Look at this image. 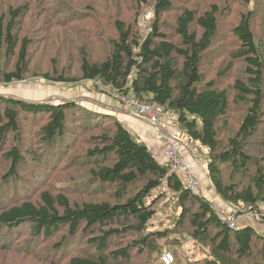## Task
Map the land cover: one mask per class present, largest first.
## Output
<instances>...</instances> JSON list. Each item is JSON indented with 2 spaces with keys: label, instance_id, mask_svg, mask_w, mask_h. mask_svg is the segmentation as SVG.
Here are the masks:
<instances>
[{
  "label": "trees",
  "instance_id": "obj_1",
  "mask_svg": "<svg viewBox=\"0 0 264 264\" xmlns=\"http://www.w3.org/2000/svg\"><path fill=\"white\" fill-rule=\"evenodd\" d=\"M10 1L0 0V85L38 76L85 81L155 103L207 150L203 178L222 203L240 213L264 204V28L258 21L264 0H218L207 8L203 0L180 6L176 0ZM98 1L114 11L105 21L110 33L102 22L92 33L72 36L77 43L65 59L76 62L75 72L59 68V55L44 72L32 67L45 44L37 25L55 24L64 30L60 41L73 43V24L104 21L91 13ZM148 9L153 18L143 36L136 18ZM232 106L236 130L223 135ZM162 187L181 210L177 228L208 249L203 264H264V234L254 227L229 230L211 203L114 115L68 100L0 95V252H21L29 264H127L142 255L135 251L157 253L167 233L146 231L156 212L155 199L147 200Z\"/></svg>",
  "mask_w": 264,
  "mask_h": 264
},
{
  "label": "rangeland",
  "instance_id": "obj_2",
  "mask_svg": "<svg viewBox=\"0 0 264 264\" xmlns=\"http://www.w3.org/2000/svg\"><path fill=\"white\" fill-rule=\"evenodd\" d=\"M33 1V0H32ZM227 4L230 2H234L235 0H226ZM14 3V0L10 1ZM184 0H176V4L178 6L184 4ZM218 0H203L201 2L200 6L202 8H207L211 3H216ZM221 2V1H220ZM61 5L64 7V4L61 3ZM104 7H106L101 1L94 2L93 11L91 13L94 14L96 17H102L104 21H100L97 23V26L92 21H87L85 24H73L75 28L71 32V41L73 43L63 42L61 40V36H64V30L54 26L55 24H50L48 26H42L40 23L37 25L35 30H40V32H37L36 36L38 37L39 41H44L45 44L40 45L38 47V51L35 52L32 61V67H35L39 69L38 71L44 72L47 70V63L52 58L59 55V59H57V63L59 65V68H70L71 69V75L75 72L77 69V64L72 59L66 60L65 59V53L73 48L75 45L76 39L75 37H72L76 35L80 31H87L89 33L94 32L95 27H98L102 22L103 23V32L104 33H110V28L105 24L106 19L108 16L114 14L113 12H106L104 10ZM108 8V7H107ZM145 9V8H144ZM142 11V13L146 10ZM140 14L136 18V28L141 33V35H145L149 29H150V22L153 18L151 10L148 9V11L144 14ZM111 17L110 19H112ZM259 23L264 28V18L261 17V11L259 12ZM84 25V26H83ZM100 32L102 29H99ZM97 53L93 51L91 54V58L97 59L98 55L100 54V51L97 49ZM217 62L220 61V59H216ZM236 72H231L229 79L226 81L225 77L219 79L220 86L228 83L231 81ZM0 95L2 96H8V97H15V98H21L23 100H29L33 102H48L53 101L54 103H59L62 100H68L72 102H77L78 104L82 106H86L88 109L92 111H100L99 109H95V107L87 106L93 99L98 103H103L102 98L105 99L107 103L115 104L116 108H119L118 100V93L115 91H112L106 86H102L99 83H93V82H79L77 84H62V83H55V82H49L42 78L38 77H30L27 80H24L20 83H12L8 85H0ZM121 97V96H120ZM118 101V102H117ZM105 102V103H106ZM91 104V103H90ZM122 104V103H121ZM233 107V106H232ZM112 109V108H111ZM232 113L230 115V123L228 128H224V132H222L223 135H227L229 133H232V131L236 130V127L234 122L237 121L236 117V110L233 107ZM103 112V111H100ZM106 113L112 114V112L107 111ZM162 116L170 121V124H177L175 120V115L172 114V112H163ZM116 117V116H115ZM117 118V117H116ZM118 119V118H117ZM120 121V120H119ZM163 121V120H162ZM162 121L160 122V125H162ZM178 126V124H177ZM28 127V124H26V128ZM263 132H264V125L262 124ZM179 128V126H178ZM154 129V128H153ZM180 129V128H179ZM26 138L29 137L31 134L27 133L26 131ZM176 137V140L178 142H185L186 136L185 134L180 130L178 135ZM135 141L137 143H141L142 141L135 137ZM194 149V150H193ZM192 150L194 151V154L197 158L201 161L203 165H205L206 160V153L207 150L205 148H199L196 144L192 146ZM251 150V148H250ZM256 153H261V151H255ZM203 168V167H202ZM198 170L201 172V168L198 167ZM225 173H229V170L225 168ZM204 174V173H202ZM202 191L203 195L208 194H215V192L212 190L210 184L206 180V178L202 179ZM57 187H59L61 184L59 182L56 183ZM216 195V194H215ZM155 199V200H154ZM154 200L155 206V215L153 219L149 222L147 225L146 231L147 232H164L167 233V236L164 239L158 240V245H160V250L157 253L148 255V253L144 254L135 251V253L142 254L137 255L134 254L131 258V261L127 264H164L161 261L162 256L164 253H170L172 255L173 261H175L174 264H192L194 262H199V264H203L202 262L204 258L207 256L209 257L208 249L204 246H201L194 241L188 239V236L185 233V230L180 231L177 228V221L180 216V208L177 204V200L174 197V195L169 192L166 188L162 187L159 188V190L154 191L151 194V197L147 200V204L150 203V201ZM223 207H225L227 210H230L231 207L225 203H222V201H219ZM259 208L264 212V204L259 205ZM253 227L259 232L264 234V226L259 228V226L253 225ZM118 243H116L117 245ZM112 245V244H111ZM148 255V256H147ZM30 259H28L23 253L21 252H7L2 253L0 252V264H29ZM256 261V259H255ZM161 262V263H160ZM242 264H253L251 263V260H242ZM171 264V263H170Z\"/></svg>",
  "mask_w": 264,
  "mask_h": 264
},
{
  "label": "built area",
  "instance_id": "obj_3",
  "mask_svg": "<svg viewBox=\"0 0 264 264\" xmlns=\"http://www.w3.org/2000/svg\"><path fill=\"white\" fill-rule=\"evenodd\" d=\"M118 100L129 111L152 125L162 147V161L167 163L171 172L186 188L194 194L203 196L201 175L189 159V154L186 152L189 151L187 143L178 142L171 130L160 125L162 120L166 128L170 124V121L162 116L164 110L155 103H146L133 98L119 96ZM211 207L220 222L229 230H239L244 227H253V225L259 228L264 226V212L260 208L253 212L240 213L234 208L227 210L218 202L211 203ZM161 261L164 264L172 263V255L164 253Z\"/></svg>",
  "mask_w": 264,
  "mask_h": 264
},
{
  "label": "crops",
  "instance_id": "obj_4",
  "mask_svg": "<svg viewBox=\"0 0 264 264\" xmlns=\"http://www.w3.org/2000/svg\"><path fill=\"white\" fill-rule=\"evenodd\" d=\"M102 104L96 102L94 99L87 104V106L95 107V109H99L100 111L107 112L110 111L112 112V115L116 116L120 122H122L130 131L133 133L134 137L140 139L142 143H144L149 151L157 157L159 160L162 161V147L159 141V138L154 132V129L151 124H149L147 121L144 119L136 116L135 113L129 111L124 105H122L120 102L119 108L115 107V104H110L105 101V99L102 98ZM106 102V103H105ZM112 108V109H111ZM163 128L171 130L173 134L178 135L180 129L178 128L177 124H169L168 127H165V124L162 122L161 125ZM187 141V142H186ZM185 143L188 145V150L186 151L189 154V159L191 162H193L196 170L198 173L201 175L203 179V168H201V161L199 158L196 157L194 154V149L192 150V146H194L193 143L189 141V139L186 138ZM198 167L201 168V172L198 170ZM210 203H217L220 201V199L215 195V194H208V195H203Z\"/></svg>",
  "mask_w": 264,
  "mask_h": 264
}]
</instances>
